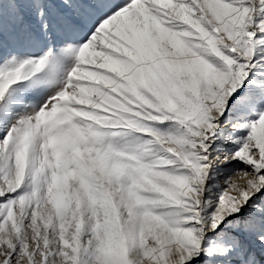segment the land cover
<instances>
[{"label":"snow or ice","instance_id":"1","mask_svg":"<svg viewBox=\"0 0 264 264\" xmlns=\"http://www.w3.org/2000/svg\"><path fill=\"white\" fill-rule=\"evenodd\" d=\"M0 264H264V0H0Z\"/></svg>","mask_w":264,"mask_h":264},{"label":"rangeland","instance_id":"2","mask_svg":"<svg viewBox=\"0 0 264 264\" xmlns=\"http://www.w3.org/2000/svg\"><path fill=\"white\" fill-rule=\"evenodd\" d=\"M226 167H228V168H232V167H243V165H235V164H232V165H227ZM238 182H241L242 183V181H239V180H238Z\"/></svg>","mask_w":264,"mask_h":264}]
</instances>
